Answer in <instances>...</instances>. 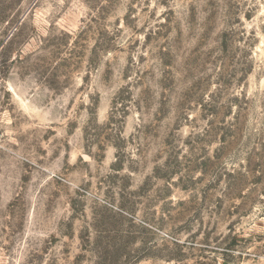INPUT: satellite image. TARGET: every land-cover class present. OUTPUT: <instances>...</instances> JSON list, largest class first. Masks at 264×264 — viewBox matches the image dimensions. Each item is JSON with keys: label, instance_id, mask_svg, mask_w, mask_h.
<instances>
[{"label": "rangeland", "instance_id": "rangeland-1", "mask_svg": "<svg viewBox=\"0 0 264 264\" xmlns=\"http://www.w3.org/2000/svg\"><path fill=\"white\" fill-rule=\"evenodd\" d=\"M0 264H264V0H0Z\"/></svg>", "mask_w": 264, "mask_h": 264}]
</instances>
